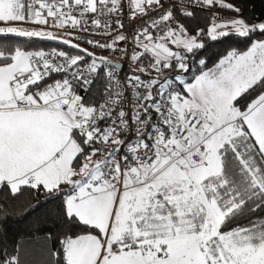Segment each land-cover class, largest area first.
Here are the masks:
<instances>
[{
  "label": "snow or ice",
  "instance_id": "1",
  "mask_svg": "<svg viewBox=\"0 0 264 264\" xmlns=\"http://www.w3.org/2000/svg\"><path fill=\"white\" fill-rule=\"evenodd\" d=\"M164 2L0 0V190L59 201L0 264H264V217L249 219L264 210V22L213 13L189 35ZM125 11L142 21L131 53L113 35ZM233 35L251 42L188 75L202 37ZM76 39L136 70L104 73Z\"/></svg>",
  "mask_w": 264,
  "mask_h": 264
},
{
  "label": "trees",
  "instance_id": "2",
  "mask_svg": "<svg viewBox=\"0 0 264 264\" xmlns=\"http://www.w3.org/2000/svg\"><path fill=\"white\" fill-rule=\"evenodd\" d=\"M225 2L240 9L239 12L227 10L231 14L230 16H239L249 25L264 22V6L261 0H225ZM212 19L211 13L193 11L191 16L180 18V24L187 29L189 35H196L198 29L207 30ZM202 39L205 47L195 57H189L191 65L189 76L200 67V59H205L210 67L226 50L232 48L243 50L250 44L251 40H264V35L259 32L254 33L251 40L238 38L234 35L216 41L207 37H202ZM37 46L45 49L58 48L71 51L73 54H76L77 51L69 49L57 41H40L37 42ZM102 67L104 70V66ZM98 87H102L99 82L93 86V92ZM58 204L59 201L47 198L42 192L36 193L22 189L13 197L7 189L0 190V254L12 253L13 247L22 243L38 222L41 226L51 227L50 221L56 214ZM257 217H264V210L257 211L249 219H256Z\"/></svg>",
  "mask_w": 264,
  "mask_h": 264
},
{
  "label": "built area",
  "instance_id": "3",
  "mask_svg": "<svg viewBox=\"0 0 264 264\" xmlns=\"http://www.w3.org/2000/svg\"><path fill=\"white\" fill-rule=\"evenodd\" d=\"M262 4L264 6V0H261ZM172 3L175 4L176 8L179 9L178 11H175V16H176V20L179 21L180 23V18L183 17H187L188 15H184L185 11L188 12H193V11H204V12H208V13H217L220 17L223 16H230L231 14L224 8H220V7H207V6H202L201 4H199L197 2V0H165L164 2V7L167 9L169 8ZM183 4L184 8H180V5ZM123 29H116V31H114L113 35H117L120 34L121 32L126 35L129 38V42L128 43H124V42H120L118 43L117 47L118 48H127L129 53H131L132 51V37L135 34L136 29H138L140 26H142V21L139 19H129V14L127 11L124 12L123 17ZM145 20H147V17H145ZM175 26V25H173ZM69 38V37H68ZM86 38L87 39H94V40H100L101 42L104 43H110L111 40L106 38V37H102L100 35H92V34H86ZM75 42H78L80 44H82V46L86 49H88L89 51H94V52H106L108 53L113 59L109 60L111 62H115V63H119L121 64L122 68L121 69H116V74L117 76L120 78L121 81L124 80V78L128 75H131L132 71L136 70V67L134 65L131 64L128 56L123 55L120 52H115L113 53L110 50H101L98 48L93 47L92 45H89L87 43H83L81 42L79 39L73 40ZM111 68L108 65H104V73H107ZM132 71H129V70ZM129 71V72H127ZM168 72H165L164 75H168ZM81 95H83L85 98L88 97V93H85L81 90L80 92Z\"/></svg>",
  "mask_w": 264,
  "mask_h": 264
},
{
  "label": "rangeland",
  "instance_id": "4",
  "mask_svg": "<svg viewBox=\"0 0 264 264\" xmlns=\"http://www.w3.org/2000/svg\"><path fill=\"white\" fill-rule=\"evenodd\" d=\"M237 17H239V16H223V17H220L221 19H225V20H227V19H232V18H237ZM240 18V17H239ZM213 20V19H212ZM212 22V21H211ZM209 26H210V24H209ZM65 38H68V37H65ZM73 43H78V42H75V41H72ZM78 44H80V43H78ZM80 46L82 47V48H84L83 46H82V44H80ZM92 52H94V51H92ZM95 53V55L97 56V57H106L108 60H112L113 58L108 54V53H106V52H103V51H100V52H94Z\"/></svg>",
  "mask_w": 264,
  "mask_h": 264
},
{
  "label": "water",
  "instance_id": "5",
  "mask_svg": "<svg viewBox=\"0 0 264 264\" xmlns=\"http://www.w3.org/2000/svg\"><path fill=\"white\" fill-rule=\"evenodd\" d=\"M110 67H115L116 69H121L122 66L119 63L111 62V64H108Z\"/></svg>",
  "mask_w": 264,
  "mask_h": 264
}]
</instances>
